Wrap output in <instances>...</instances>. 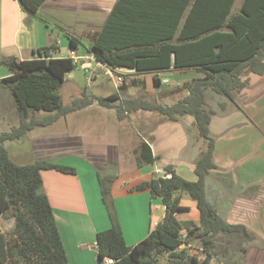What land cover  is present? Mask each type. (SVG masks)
<instances>
[{
  "label": "trees",
  "instance_id": "16d2710c",
  "mask_svg": "<svg viewBox=\"0 0 264 264\" xmlns=\"http://www.w3.org/2000/svg\"><path fill=\"white\" fill-rule=\"evenodd\" d=\"M44 1L18 0V3L23 11L34 14ZM234 2L117 0L103 27L85 47L97 63L112 70L193 68L200 72V76L188 83V94L171 105L137 99L119 103L117 92L97 98L83 92L71 104H64L58 89L64 74L78 64L70 56H52L56 44L33 50L29 59L8 56L0 60L10 70L0 82L12 94L19 117L17 127L0 133V215L9 211L13 216L11 228H0V264H69L52 207L42 190L41 171L53 169L73 174L74 168L52 161L18 164L10 158L5 142L19 139L37 126L52 124L95 99L104 107L114 108L119 119L138 109L157 112L169 121L190 115L204 143L194 162L196 180H186L176 174L172 165H166L164 169L169 177L165 174L152 177L131 188L148 190L165 206L163 219L132 245L124 240L110 198L108 184L114 175L98 174L110 220V226L95 235L99 264H104L107 258L113 260L112 264H158L161 255L167 257L166 264H210L214 256L228 263L234 253L248 250L255 239L253 234L244 225L229 224L214 214L205 195V177L216 168L214 138L209 129L212 112L205 108L207 90L234 101L248 85L247 73L264 74V0H241L233 12ZM67 39L71 51L76 50L80 41L69 35ZM152 81L159 85L156 76ZM120 86L125 88L124 84ZM37 112L47 115L39 119L34 116ZM138 151L139 165L156 160L146 141H141ZM181 192L196 201L200 213L197 225L176 217L178 212L188 210L180 203ZM198 238L202 259L188 252L192 240ZM10 244L15 247L10 248ZM183 244L185 247H181Z\"/></svg>",
  "mask_w": 264,
  "mask_h": 264
},
{
  "label": "crops",
  "instance_id": "0c3cea01",
  "mask_svg": "<svg viewBox=\"0 0 264 264\" xmlns=\"http://www.w3.org/2000/svg\"><path fill=\"white\" fill-rule=\"evenodd\" d=\"M116 1L45 0L34 14H29L21 9L18 0H0V60L8 56H13L19 60L29 59L33 56V50L51 44L57 45V49L52 56H69L71 49L69 48L67 35L80 41L77 49L74 50L75 53L77 52L83 56L91 55L85 47L90 45L93 35L103 27ZM52 28L60 31L57 38L54 37V29ZM61 52L62 56L60 55ZM86 60L81 65L85 69L91 66L93 62ZM106 68L111 72L123 70L127 73L121 75L122 82L120 85L124 84L125 88H121L120 85L118 88L122 92H126V98L129 99H137L139 90L143 93H149V91L159 90L162 87L173 88L177 86L173 83L178 81L180 73H190L193 76L201 75L193 68H169L145 72H138L134 68L128 67H120L114 70ZM68 72L64 74V81ZM9 74L10 70L8 68L7 71H0V79ZM250 74L254 75L253 73ZM153 76L159 79V85L153 83ZM169 76H171V79H169ZM91 96L97 97L95 94ZM119 96L122 101L123 96L121 94ZM158 103L160 104L159 100ZM92 105L98 106L100 104L95 99L87 107ZM63 118L64 127H57L58 122L62 121L59 119L46 126H37L21 138L9 141L18 143L22 138L29 139L31 149L28 148V150L21 153L24 157L19 155L14 160L9 152L8 154L14 162L18 161L16 162L18 164L52 161L74 168L75 172L73 174L62 173L53 169L42 170V190L48 197L52 207L69 264H99L95 235L98 231L108 228L110 220L102 200L98 174L114 175V179L119 177L120 168L115 162L117 152L115 151L111 158L108 145L105 148L100 143L99 146L96 143L97 140L87 141L86 136L72 137L73 139L67 137V140L63 136L66 128V115ZM214 118L219 123L227 124L226 117ZM214 118L211 117L209 127L215 140L213 162L216 168L212 169L205 177L206 198L214 214L229 224L244 225L255 238L246 252H236L232 257L237 254V258L240 254H243L248 264H264V250L253 246L258 244L256 240L264 242V230L259 226V223L264 224V186L260 183L263 179L264 166H262L261 161L257 160L256 133H252L251 142L245 145L248 150L242 154H240L241 151L237 152L232 159L229 153L232 149L241 145L240 139L246 135H239L243 131L231 129L232 132L230 131L228 134L218 137L225 131L226 127L224 126L222 131L215 133L213 130L216 122ZM123 119L132 123L133 126L134 124L138 126L135 127L137 135L135 137L138 139L137 145L133 148H130V146L126 148L127 150H133L130 157L122 162L126 165L125 169H129L127 174L132 179L130 178L128 183L120 181L119 185H116L113 180V185L110 187V198L124 240L126 244L132 245L143 239L163 219L165 206L159 197L152 196L148 190L132 191L130 183L134 186L137 183L164 174L169 177L170 174L164 169L166 165H172L176 174L180 177L190 181L196 180L194 162L204 143L198 135H191L194 128V119L190 115L180 117L176 121H169L162 118L157 112L138 109L125 113ZM123 119L116 117V124L117 129L121 132V144L124 142L123 145L128 146V138L132 137L133 131L124 124ZM153 119L155 124L150 127L149 124L153 122ZM18 125L19 117L13 96L7 86L0 82V133L9 131ZM146 125L147 127H145ZM56 127L57 129H55ZM189 128L191 129L188 131ZM229 128L228 126L227 129ZM60 130L62 133H60ZM142 130L146 133H142ZM192 138H194V141H192ZM143 140L149 144L152 154L156 157L152 164H138V149ZM222 141L223 143H221ZM132 142H135L134 138ZM184 150L190 151V159L187 155L186 160L182 159L185 161H182L180 165H175L169 157L182 156ZM104 151L106 152L104 153ZM221 157L222 161L219 160ZM229 157L231 161L234 160L233 163ZM227 162H229L228 165L225 164ZM230 163L232 166H230ZM125 165H122V169ZM183 165H186V167H182ZM228 170L231 175L227 173ZM178 195L180 203L186 206L188 210L178 212L176 214L177 219L180 221L192 220L197 225L200 213L196 201L184 192L178 193ZM186 195L189 199L186 198ZM182 233H185V230ZM196 242H200V239H196ZM191 243L190 247H193L194 245ZM214 257L221 264H224L220 258Z\"/></svg>",
  "mask_w": 264,
  "mask_h": 264
},
{
  "label": "rangeland",
  "instance_id": "374dc122",
  "mask_svg": "<svg viewBox=\"0 0 264 264\" xmlns=\"http://www.w3.org/2000/svg\"><path fill=\"white\" fill-rule=\"evenodd\" d=\"M240 2L241 0H235L233 7H232L233 12L237 11L240 5ZM53 33H54L55 38H57V36L60 35V31L58 29H54ZM54 37L52 38L54 39ZM60 55L61 56L63 55L62 52L60 53ZM88 60H91V59H88ZM85 61L87 60L84 59L81 63H84ZM91 64L92 65L88 66L86 69L84 66H81L82 64L81 65L78 64L72 71L66 74L65 76L66 80L58 89V92L60 93L62 102L64 104H71L72 100L75 97L81 96L83 92L84 93L87 92L90 95L95 94L97 97H104L112 92H117L118 95L121 94L123 96L122 101L129 99V98H126V95H125L126 92H122L118 88V86L122 82L121 75L127 74V73H125L123 70H116L115 72H111L109 69H107L103 65L96 64L94 61ZM0 66H1L0 71H3V72L7 71V68L5 65L0 64ZM198 76L196 75L193 76V74H190V73H187V74L180 73L178 75V77H180L178 81L173 83L174 85H177V86H174L173 88L162 87L159 90L157 89L154 91H149V93L148 92L143 93L141 90H139L137 100L155 102L157 104H159L158 103V100H159L161 105L162 104L171 105L177 102L178 100L184 98L188 94L187 93L188 83L192 80V78H195ZM169 77H170L169 79H171V76ZM245 77L248 78V81H249L248 85L239 94L235 96L234 101H227L224 98L220 97L219 95L214 94L210 90H207V96H206L207 102H206L205 108L212 112L211 117L213 118L214 117H217V118L226 117L227 118L226 120L227 124L219 123L214 118V120L216 121L213 127V130L215 133L222 131V128L224 126L226 127L225 131H223L218 137L228 134L231 131V129L232 130L238 129L240 131H243L239 133V135L241 134L246 135V136L244 135L245 137L240 139L241 145H238L237 148L232 149L231 152L229 153V156L232 159L237 152L241 151L240 154H242L243 152L248 150V148H246L247 146L245 145L251 142L250 138H251L252 133H256L255 138H257L256 142H257V148H258L257 160L261 161L262 166H264V74L251 75L250 73H247ZM122 101L119 99L117 102L121 103ZM221 103H223L222 106H220ZM86 107H83L79 110L69 112L66 115V121H65L66 128H65V133L63 132V136H65L67 140H68L67 137H70V139H73L72 137L86 136L87 141H91L93 139L94 141L97 140L96 143L99 146H100V143L102 144V147H105L106 145H108L109 156H111V158H112V155H114L115 151L117 152L116 157H115L116 159L115 162L116 164H118V167L120 168L119 177L117 179H114V182H116V185H119L120 181L128 183V181H130V178L132 179V177L127 174L129 172V169L126 170L125 169L126 165L122 164V162L130 157V154L133 150V149L127 150L126 148H129V146L130 148H133L134 146L137 145L138 139L137 137H135L137 136L135 133L136 132L135 127H138V126L135 124L133 126L132 123H129L126 119L124 120L122 118L124 124L129 126L130 129L133 131V132L131 131L132 134L134 135V136L132 135V137L135 139V142H132L133 138L132 137L128 138L127 136L129 140L128 141L129 144L128 146H125L123 145L124 144L123 141H122L123 143L121 144V138H122V136L120 135L121 132L119 131V129H117L116 110H114L113 108H107V107L100 106V105L98 106L92 105L90 107H87V108ZM44 115H47V114L45 112H37L35 113L34 116L40 119ZM62 118L60 119L62 121L58 122L59 125L57 124L58 128L64 127V120H63L64 118L63 119ZM136 124L138 123L136 122ZM154 124H155V120L153 119V122H151L149 126L152 127ZM228 126L230 127L229 129H227ZM57 127L55 129H57ZM145 127H147V125ZM190 129L191 128H189L188 131ZM61 130H60V133H62ZM142 133H146V132H143L142 130ZM191 135L192 136L197 135V130L195 126L193 128V131H191ZM192 141H194V138H192ZM16 143L17 142H9V141L8 142L6 141L5 143L10 156H12L14 160H16L15 159L16 156H19V155L24 157V155L21 153H23V151L28 150V148H30V144H29L30 141L28 138H22L20 142H18L17 144ZM221 143H223V141ZM105 152L106 151H104V153ZM260 154L261 156H259ZM187 155H189V159H190L191 157L190 151L184 150L182 153V156L179 155L176 158L171 156L169 158H171L170 160H172V162L175 165H180L182 161L186 160ZM231 158H230V161H231ZM182 159H185V160H182ZM219 160L222 161V157ZM231 162L233 163L234 160ZM75 164L79 166L78 163L75 162ZM225 164L228 165L229 162ZM122 165H125L123 169H122ZM230 166H232L231 163H230ZM182 167H186V165H183ZM227 173L231 175V172L229 170L227 171ZM262 178L263 179L261 180L260 183L261 185L264 186V172H263ZM112 183L113 181L110 184H108V186L111 187L113 185ZM130 187H133L132 183H130ZM186 198L189 199L187 195H186ZM106 213H107V210H106ZM187 221H192V220H187ZM12 225H13V216L11 215L9 211L5 214L0 215V228L2 230H8L9 228L12 227ZM259 226H261V228L264 230V224L259 223ZM256 242H258V244L254 243L255 245L253 246H257L255 247L257 249L259 247L264 250L263 248L264 242L259 241V240H256ZM192 243L194 246L193 247L191 246V248H189V251H188L189 254L197 255V257L202 259L204 257V254L201 250L202 244L200 242H196V239H194ZM9 247L14 248L15 246L13 244H10ZM181 247H185V245L183 244L181 245ZM233 253H231L230 256ZM236 256L237 254H235L233 257L230 258L229 260L230 262L228 263L224 262V264H248V261L245 260V257L243 254H240V256L237 258ZM166 261H167V257L165 255H161L158 257V264H166ZM211 264H221V262L217 258L214 257L211 260Z\"/></svg>",
  "mask_w": 264,
  "mask_h": 264
},
{
  "label": "built area",
  "instance_id": "2783aa9c",
  "mask_svg": "<svg viewBox=\"0 0 264 264\" xmlns=\"http://www.w3.org/2000/svg\"><path fill=\"white\" fill-rule=\"evenodd\" d=\"M69 56L73 59L74 62H76V63L79 64V65L82 64L81 62H82L84 59H91V60L94 61L96 64H99V63H97V62L94 60V58H93L92 55L83 56V55L78 54L77 52L75 53V51H71V54H70ZM112 262H113V260H111L110 258L104 259V264H112Z\"/></svg>",
  "mask_w": 264,
  "mask_h": 264
}]
</instances>
